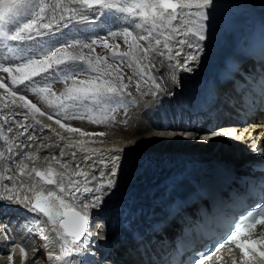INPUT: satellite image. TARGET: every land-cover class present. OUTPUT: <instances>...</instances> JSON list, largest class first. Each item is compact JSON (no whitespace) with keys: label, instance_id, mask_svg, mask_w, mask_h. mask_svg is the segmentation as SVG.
<instances>
[{"label":"snow or ice","instance_id":"snow-or-ice-1","mask_svg":"<svg viewBox=\"0 0 264 264\" xmlns=\"http://www.w3.org/2000/svg\"><path fill=\"white\" fill-rule=\"evenodd\" d=\"M214 6L215 0H0V73H6L13 86L9 87L4 79L0 78V89L7 93L11 101L9 104L0 97V104L3 109L11 110V106L28 109L33 119L39 114L47 115L49 120H53V114L42 111L25 95L15 90L16 86L23 85L26 91L40 96L48 108L54 109L56 117L63 116L65 120L87 118L93 124H104L110 119L114 120L115 113L121 108L127 109L124 96L131 95L128 88L132 76L125 77L122 65L134 69V74L140 77V80L136 81L137 91H140L141 82L145 84L151 82L153 87L160 89V84L150 73V69L155 67L151 59L157 54L166 55L168 60H173L175 57H181L185 48L193 50V54L184 57L183 62L176 60L174 65L178 70L191 72L192 62L197 61L199 54L204 50L202 42L207 39L210 29L208 23L211 16L210 9ZM89 13L93 17L112 16L118 21L127 18L132 23L126 22L122 31H109L108 36L91 39L90 43L75 37L65 39L63 33L60 36L54 35L60 28H67L73 21L87 20ZM130 27L141 31L134 33L133 30H129ZM118 35L127 45L126 51H121L119 42L109 43L108 37L115 38ZM42 37L48 39H39ZM173 41L179 49L174 54L170 43ZM98 43L108 50L110 55L96 54L94 46ZM161 48L166 51H161ZM84 49H88V52L85 53ZM144 60L148 63H142ZM50 72L62 73L65 87L59 94L52 89L48 75ZM82 76L85 78L81 79ZM172 79L175 81L176 77L173 75ZM241 100L249 111L255 108L264 111V76L251 82L249 90L243 94ZM17 101H21L22 104H18ZM80 106L87 107L89 113L95 111V114L86 117L83 114L68 112L69 108ZM40 123V120H35V124ZM55 123L68 132L79 133L81 136L105 135L103 132H85L62 123L58 118L55 119ZM30 126L15 120L10 122L8 116L0 115V140L4 149L0 150V161L11 160L12 155L15 154L14 147H20L15 144L14 136L33 139L28 133ZM212 135L237 136V132L235 129H228L215 131ZM60 139L63 140L64 137ZM201 139L206 141L209 137L204 136ZM86 143L87 141H77L69 147L78 144L82 151L93 153L99 151L85 148ZM30 146L26 145V147ZM112 151L120 152L122 149ZM254 151L264 153V148L257 144ZM22 155L33 164L37 159L27 152ZM64 155L65 153L61 151V159L58 160L53 156L52 160L62 168H67V165L62 163ZM71 155L75 157L76 153L72 152ZM87 159L91 160V156ZM119 161V155L111 156L108 162L100 161L108 171L107 173L100 171L99 176L102 179L94 188L87 186L91 183L88 179L89 173L83 170L75 173L76 176L84 177L83 193L93 191L99 193L88 198L82 194L77 195L81 193V181L73 180L67 172H56L51 166L44 171L36 167L28 170V164L20 160L17 168L21 178L31 179L34 174L47 185H55L58 191H48L45 195L43 191H37V186L33 184L29 189L32 197L28 195L21 197L18 192L14 194V178L7 174L12 169L6 166L4 173H0V180H8L12 186L4 185L0 199L7 200L10 204H20L32 212L42 213L47 218V223L44 224L43 221L37 223L44 225L39 231L43 238L49 241V245L44 246L47 260L55 259L60 264H74V258L86 252L83 241L89 232V209L99 207L103 202L105 191L115 187ZM109 163L112 165L110 168ZM75 167L79 168V165ZM66 175L68 180L65 184L63 178ZM56 176H59L60 180L55 179ZM91 179L96 180V176L92 175ZM23 187L22 181L20 188ZM66 197L71 198L75 206ZM77 207H83L84 212L77 211ZM47 225H51V228ZM258 225L261 226V231L256 232ZM221 227L222 233L207 232L201 240L202 247L199 249L193 244L178 247L176 255L183 256L186 252L190 253L183 264H206V262L218 264L220 260L226 259L217 255L225 247H228L233 255L232 264H264V197L258 203L247 207L240 215L227 218ZM18 228L19 225L14 228L11 222H5L0 224V229L3 230L0 234L10 236ZM48 232L55 233L54 240L45 234ZM28 235L34 236L35 230H29ZM56 242H59L57 244L59 254L50 247ZM18 246L23 264V261H27L29 253L23 245ZM232 246L239 250L238 259ZM33 251L38 252L39 249L33 248ZM38 259L39 257H34V261ZM8 260L11 264L13 256L9 255ZM172 264H177V261L173 259Z\"/></svg>","mask_w":264,"mask_h":264},{"label":"bare ground","instance_id":"bare-ground-1","mask_svg":"<svg viewBox=\"0 0 264 264\" xmlns=\"http://www.w3.org/2000/svg\"><path fill=\"white\" fill-rule=\"evenodd\" d=\"M222 1L224 0H215V5L223 3ZM230 1L233 0H225V2ZM243 1L247 2L250 0ZM88 16L89 18L87 20L73 21L68 24L67 28L62 27L56 32L63 33L64 38L66 37L65 35H68L69 39L75 37L90 43L91 39L108 36L109 31H122L126 22L128 24L132 23L127 18L124 21H118L112 16L97 15L93 17L91 13ZM129 30H133L134 33L141 31V29L134 27H130ZM224 36L228 38L230 34L218 33V35H213L210 40L202 42L204 50L199 54V59L192 62L191 67L193 70L191 72L178 70L174 67L176 60L183 62L184 57L193 54V50L191 49L185 48L182 56L175 57L173 60H168L166 55H155L151 59V63L155 67L150 69V73L160 84L161 87L159 90L153 87L151 82H149V88H146L143 82H141V92L135 93V87L133 85L136 84V81L140 80V77L135 75L134 72L127 71L125 69L127 66L122 65L125 77L132 76V82L128 88V92L131 95L124 97H128L126 99H134L141 106L137 109L133 108L134 106L126 110L121 108L120 110L127 112L124 118L118 116L115 118L116 120L107 122L110 123V127L105 128L104 132V128H102L101 131L105 133L104 136H81L79 133L68 132L66 129L61 128L55 123L57 117L49 120L47 115L40 116L36 114L35 119H33L28 109L16 106H11V110L3 109L2 104H0V115L8 116L10 122L15 120L26 126L31 125L28 127V133L33 137L32 140H28L26 136H14L13 140L15 144H18L20 147H14L15 154L12 155L11 160L0 161V173H4L6 166L12 169L7 174L12 175L14 178V194L18 192L21 197L24 195L32 197V192L29 189L33 184L37 186V191H43L45 195L48 191H58L55 185L43 183L34 174L31 179L26 177L21 178L19 176V168H17V163L20 160H24L28 164V170L36 167L44 171L51 166L56 172H67L73 180L81 181V193H77V195L82 194L84 197L90 198L93 195H99V193L95 191L92 193H83L84 177L76 176L75 173L80 170L89 173L88 179L91 183L87 186L94 188L102 179L99 176L100 171H104L105 173L108 171L100 161L104 160L108 162L111 156H120V167L116 176L115 187L105 191L103 202L99 207L89 209V224H91L89 225V232L83 241L86 252L82 256L75 257L74 264H81L83 260L89 259L92 253L99 254L106 264H165L166 260L162 259V255L170 254L172 246L166 245L165 243L160 245V241L164 239V235H172L174 237L177 233L175 229H182L177 221H167L169 218L168 209L173 204V198L164 197L160 200L150 199L152 205L144 208L147 212L143 215L124 216V214L125 211L128 213L135 208L134 206L137 204V201L139 203L144 202L145 199L142 198V195L140 197L138 192L142 190V185L138 182L144 177H146V181L152 183L155 181L158 172L169 170L171 167L180 169L181 164L179 161H200V159L184 158L185 155H183V158L177 157V154L181 152L187 153L185 150L190 145V142H192V146L189 147H193L195 150L189 154L199 150L202 154L207 153V156L213 155L209 153L211 151L220 150L221 148L224 149L222 143H226V150L219 153L218 156L221 158L225 157L224 160L233 161L232 165L236 173H246L244 165L254 158L246 156V154L248 155L252 151L251 148L253 146L257 144L264 145V139H262L264 136V128L261 124V117L248 118L247 123L243 125L241 130L243 134L241 136L244 137L241 145L232 142V139L227 140L228 142L220 140L219 142L221 143H218V145L215 144V141L203 143V139H201V137L212 134L214 132L213 128L219 125L220 119L226 114L233 113L240 106L241 102L240 96H234L232 93L233 83L225 79L224 69L227 63L225 62L223 66H218V61L223 52V45L226 43ZM109 38H112V42L116 40V37ZM247 38L248 36H244V41L250 39ZM223 41L225 42L223 43ZM170 43L173 46L174 54L175 51L179 50L178 46L175 45L174 41ZM250 43L251 41L247 42L245 46ZM160 50L166 51L163 48ZM83 51L87 53L88 49H84ZM121 51H126L124 46H121ZM96 53L99 55H110L109 52H105L97 47ZM209 61V64L212 66H217V69L220 68L219 72L217 71V76H215L216 71L214 72V70L209 73L207 72L205 76H202V78L205 77L206 79L198 87L199 92H201L199 95L179 98L180 90L184 92H186L185 90L191 91L190 89L195 86L193 79L200 77V71L206 62ZM239 61L244 64V67L251 65L255 68L253 60L247 55ZM142 63L147 64L148 61L144 60ZM173 75L176 77L175 81L172 79ZM83 78L85 77L82 76L81 79ZM188 79L192 81L187 83L186 81ZM18 87L23 89V92H26L23 85ZM62 87L64 86L52 83L53 90L61 89ZM147 91H155L156 93L147 96ZM20 94L23 95L21 92ZM177 96L178 98H176ZM2 97L5 102L11 104L6 92L3 93ZM28 99L35 102L34 98ZM126 99L124 101L127 103ZM17 103L22 104L21 101H17ZM42 111L50 114L55 110L47 108L42 109ZM68 112L83 114L86 117L90 114H95V111L89 113L85 106L69 108ZM60 117L58 119H61L62 123L75 125L85 132H91L92 128L83 119L65 120L63 116ZM85 119L88 121L87 118ZM35 120H40L41 123L35 124ZM124 122L126 126H121V123ZM107 123L98 124L96 127L101 129ZM45 125L48 127H45ZM93 129L96 130V128ZM96 131L99 132L98 130ZM60 137H64V139L61 140ZM77 141H87L84 145L85 148L99 151L97 153L82 151L78 144L75 147H69V145L75 144ZM2 144L3 142L0 140V150H4ZM26 145L31 146L26 147ZM213 146H217L218 148H214ZM113 149H122V151L115 152L112 151ZM61 151L65 153L62 158V163H65L67 168H62L52 160L53 156L60 160ZM24 152L37 157L34 164L22 155ZM72 152L76 153L75 157L71 155ZM88 156H91V160L87 159ZM201 158L204 160L206 157L203 156ZM76 165H79V168H76ZM111 166L109 163L108 167L110 168ZM68 175L63 178L65 184L67 183ZM92 175L96 176V180L91 179ZM55 179L60 180V177L56 176ZM22 181L24 187L21 189L20 185ZM5 184H9L10 187L12 186L8 180H0V192H3ZM67 199L75 206V202L71 198ZM142 204L144 205V203ZM76 210L84 212L83 207H77ZM142 212L144 211L142 210ZM11 219L22 222V226L13 231L10 236L0 234V264H10L8 260L9 255L13 256L11 264H22L18 245H23L29 253L27 261H23V264H60L55 259L52 261L47 260L44 246L49 245V241L45 240L39 231V228L44 225L37 223V221H43L44 224L47 223V220L43 216L26 209L20 204H10L7 200L0 199V224L10 222ZM132 221H140L142 224L141 230L128 238H124L125 236L120 237L118 232L119 228L117 227ZM14 224L11 223L13 227ZM157 224L160 225V228L155 227ZM47 226L51 228V225ZM33 229L35 230V235L30 237L28 232ZM2 232L3 230L0 229V233ZM45 234L49 235L51 239H55V233L48 232ZM58 243H53L50 246L57 254H59ZM33 248H38L39 251L34 252ZM153 255L157 257V261L155 258H152ZM34 257H39V259L34 261ZM91 262L96 263L95 260H91Z\"/></svg>","mask_w":264,"mask_h":264},{"label":"water","instance_id":"water-1","mask_svg":"<svg viewBox=\"0 0 264 264\" xmlns=\"http://www.w3.org/2000/svg\"><path fill=\"white\" fill-rule=\"evenodd\" d=\"M228 3H230V5L223 7L219 12H217L219 13L218 16L214 18L213 22H210V29L208 33H210L211 36H207L206 39L210 40L213 35H218V33L225 34L226 30L229 32L228 34H230L228 38L224 36L226 38H224L226 43L223 45V52L221 53V58L218 61V66H223L225 62L230 60L242 59L245 48L244 36H247L253 28L252 21H264V0H251V2L233 0ZM236 10H240L241 12L236 14ZM224 42L225 41H223V43ZM213 147L218 148L217 146ZM185 151L187 152L186 154L181 152L177 154V157L183 158V155H185L184 158H190L194 160L200 159V161L185 162L184 165L187 164V168L192 169V175L167 172L163 178H158L152 183L146 181V177H144L138 182L140 185H142V190L138 191L140 197L142 195V198L145 200L155 197L159 200L164 197H170L173 198V201H186L193 190L203 180L208 179L211 176L214 167L225 162V157L221 158L218 156V154L207 156V153L202 154L200 153L201 151H196L198 152L197 154L196 152L189 154L192 152L189 148H187ZM212 152L214 151H211V153ZM203 156L209 159L203 160V158H201ZM192 177H195V182L191 181L190 178ZM41 181L44 182L43 180ZM175 188H178V191L173 194L172 191Z\"/></svg>","mask_w":264,"mask_h":264},{"label":"rangeland","instance_id":"rangeland-1","mask_svg":"<svg viewBox=\"0 0 264 264\" xmlns=\"http://www.w3.org/2000/svg\"><path fill=\"white\" fill-rule=\"evenodd\" d=\"M223 3H219L220 5H224L225 4V0L224 1H222ZM249 2H251V0L249 1ZM216 4V3H215ZM218 4V5H219ZM219 5V6H220ZM97 20V19H96ZM91 24V23H90ZM73 32V31H72ZM226 32H227V34L229 33L227 30L225 31V34H226ZM66 33V32H65ZM55 36H59V35H61V32L60 33H57V32H55V34H54ZM72 35V34H71ZM71 35H69V36H71ZM66 37H65V39H69V37H68V35H65ZM109 38V37H108ZM39 39H42V40H46V39H48V37H42V38H39ZM112 38H109V43H117V42H119L120 43V45L121 46H124V49H126L127 50V45H125L124 43H123V38L121 37V36H116V40H115V42H112V40H111ZM91 42V41H90ZM247 44V41H244V46ZM95 47H97V48H100V49H102V50H104L105 52H108V50H106V49H104L103 47H102V45H100L99 43L97 44V45H95ZM96 54H98V53H96ZM95 55V54H94ZM211 60V59H210ZM144 62V61H143ZM210 63V61L209 62H206V64H205V66L203 67V69L200 71V77H197V78H194L193 79V81H195V86L193 87V88H188V89H190L191 91L189 92V90L187 91V90H185L186 92H184V91H182V90H180V94L178 95L179 96V98H181V97H183V96H186V97H188V96H192V95H199L201 92H199L200 90H198V87H199V85H200V83L203 81V80H205L206 78L204 77V78H202V76H205V74L208 72H212L213 70H214V72L216 71V73H215V76H217V74H218V72H219V70H220V68L219 69H217V66H212L211 64H209ZM125 69L127 70V71H130V72H134V69H132V68H128V67H125ZM65 70H67V69H65ZM218 71V72H217ZM213 72V73H214ZM49 80H50V82L51 83H55V84H58V85H62V86H64L65 87V85H64V83L62 82V73H60V72H50L49 74ZM0 77H2L3 79H4V82L5 83H7L8 85H9V87H13L12 85H11V83H10V79L7 77V74L6 73H0ZM56 77H60V78H56ZM55 78V79H54ZM36 80H41V78H35ZM192 80L191 79H188L186 82L187 83H190ZM60 82H62V83H60ZM70 83V82H69ZM145 86H146V88H149L150 87V83H147V84H145V83H143ZM131 85V84H130ZM134 87H135V93H139V92H141V89H140V91H137L136 90V84L135 85H133ZM64 87H62L61 89L60 88H58V89H54L53 91L54 92H56L57 94H59L60 92H62L63 90H64ZM20 87H18V86H16V89L15 90H18L19 91V93L21 92V93H23V95H25L26 97H27V99L28 98H34V100H35V102H33V103H35L36 105H37V107H39V108H41V110L42 109H47L48 108V106H47V104L40 98V96H38V95H34L32 92H30V91H26V92H23L22 90L23 89H21ZM25 90V89H24ZM5 91L4 90H0V96L2 97L3 96V93H4ZM153 93H156L155 91H147V96H149V95H152ZM32 94H33V96H32ZM126 96V95H125ZM178 96L176 97V98H178ZM126 98H128V97H126ZM125 97L123 98V99H126ZM126 101H127V103H128V106H127V108H132L133 106V108H139L140 106H141V104L140 103H137L134 99H126ZM44 106H46V107H44ZM55 112V111H54ZM54 112L52 111L50 114H53V116L54 117H56L55 115H54ZM122 113V114H121ZM125 113H127L125 110H119L117 113H115V118H117L118 116H120V118H124V115H125ZM122 115V116H121ZM57 118H61V117H57ZM61 120V119H60ZM112 119H110L108 122H110ZM116 120V119H115ZM83 121L85 122L86 121V123H88L89 125H90V128H92L91 129V132H97L96 130H98L99 132H101L102 131V128H104V130H103V132L105 131V128H108V127H110V123H107V124H105L104 125V127H101V129H98L96 126L98 125V124H93V123H91L89 120L87 121L86 119H83ZM69 125H71V124H69ZM126 126V123L124 122V123H121V126ZM72 127H75V128H77L75 125H71ZM93 128H96V130L95 129H93ZM95 137H97V136H95ZM192 142H190V145H188V148L191 150V151H193V150H195V149H193V147H189V146H192V144H191ZM226 144V143H225ZM222 146L224 147V149L223 148H221L220 150H217V151H214V152H210L211 154H219V153H221L222 151H224V150H226V146H227V144L226 145H223L222 144ZM192 148V149H191ZM199 149V148H198ZM199 151V150H198ZM226 156V155H225ZM227 158V157H226ZM205 159H207V158H205ZM179 163L181 164V167H180V169H176V168H174V167H171L169 170H163V171H161V172H158L157 174H156V178H155V181L158 179V178H163L164 176H165V174L167 173V172H169V173H182V174H184V175H192V169H190V168H187V164L186 165H184L185 164V161H179ZM183 164V165H182ZM186 171V172H185ZM191 177V176H190ZM191 179V181L193 182L194 180H195V177H192V178H190ZM195 182V181H194ZM157 183V182H156ZM178 191V188H175L173 191H172V193L174 194V193H176ZM151 199H155V200H157V198L155 197V198H151ZM139 201H137V204H135V208H133L132 210H130L128 213L125 211V214H124V216H128V215H133V216H136V215H143V214H146V212L147 211H145V209L144 208H146L147 206L149 207L150 205H152V203L150 202V199H148V200H144V202H142V203H144V205L142 204V203H139ZM156 203V202H155ZM154 203V204H155ZM154 206V205H153ZM152 206V207H153ZM151 207V208H152ZM151 208H150V210H151ZM142 210L144 211V212H142ZM100 211V210H99ZM5 219V218H4ZM10 222L12 223V224H14L15 222V224H14V227L15 226H17V225H19V228H21V223L22 222H20V221H18V220H16V219H11L10 220ZM133 222V223H132ZM132 222H126V223H124V224H121V225H119V227H117V228H119V230H118V232H119V235H120V237L121 236H125L124 238H128V237H130V236H132V234H134V233H136L137 231H139V230H141V227H142V224H141V222L140 221H132ZM136 226V227H135ZM119 235H117V236H119ZM114 237H116V236H114ZM111 240H114V239H111ZM152 258H155L154 256L152 257Z\"/></svg>","mask_w":264,"mask_h":264}]
</instances>
